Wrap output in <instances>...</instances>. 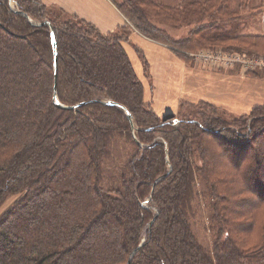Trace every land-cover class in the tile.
<instances>
[{"label": "trees", "instance_id": "obj_1", "mask_svg": "<svg viewBox=\"0 0 264 264\" xmlns=\"http://www.w3.org/2000/svg\"><path fill=\"white\" fill-rule=\"evenodd\" d=\"M14 1L48 24L0 0V209L12 201L0 213V264H126L143 237L129 264H264V104L234 117L209 101H181L192 113L159 116L123 34L40 0ZM112 1L133 28L166 43L152 19L191 23L190 11L211 0ZM213 24L192 31L207 41L199 48L239 38ZM249 37L246 51L264 53V36ZM52 38L57 99L74 109L53 101ZM179 40L185 49L195 39ZM196 200L211 211L209 248L193 228Z\"/></svg>", "mask_w": 264, "mask_h": 264}, {"label": "rangeland", "instance_id": "obj_2", "mask_svg": "<svg viewBox=\"0 0 264 264\" xmlns=\"http://www.w3.org/2000/svg\"><path fill=\"white\" fill-rule=\"evenodd\" d=\"M110 1L113 4H115L112 0ZM114 1L118 2L120 0H114ZM161 1L163 3L175 5L179 3L181 0H161ZM197 1L200 3L203 2V0H197ZM218 1L219 0L209 1L208 6L205 7V10L200 11L199 8L196 7L194 13L190 11V14H188L187 17L192 19L193 22L191 23H187V21L183 22L184 20H186V18L183 19V21L182 20L177 21L176 22L177 24L175 26L172 25V23H175L173 21L166 22L164 20L160 21V20L152 19V22L156 27L165 31V33L170 36L171 40L165 43L166 45H168L169 48L174 49L175 51L176 49L182 51V53L184 54L182 56L187 60V62L191 60L192 63L199 65L202 68H205V71L208 74L209 79L208 81L203 82V84H201L199 88L206 89L207 87L209 89H214V91L216 92L214 93V95H207L201 91V93L199 94L197 93L196 95H193L195 96L194 97L195 100L199 99L214 103L215 105L224 109L227 114L236 117L240 114H248L251 111V108L255 105L264 104L262 103L264 102V75L258 71H252V70L241 71L239 68L236 67L230 68L229 70H233L238 74L230 73V71L228 72L226 68L215 67L198 60L196 55L194 54L197 52V50L194 49H197L199 48V46L202 45L207 46L208 44L205 38L204 39L199 38L201 32L198 31L197 33H193L192 31L198 27H200V29L205 27L209 21L211 23H214L212 25L213 27H218V29H220L222 32L224 31L229 32L231 36L239 35L238 36L239 38L237 39H229V40L225 39L223 42H220L219 46L215 49L223 50L221 49V46H227V45L238 46L239 48H241L239 50L245 52H247L246 49H254V47L248 43L250 41L249 36L252 35L264 36V0H228V4H227L228 9L225 11L222 10L220 11L218 10V8H216V6L218 5ZM261 3H263V5L259 8V5ZM11 5L15 7L14 0L11 1ZM109 10H110L109 6L108 5L105 6L104 11L107 12ZM112 13H116L114 9H112ZM69 15L72 16L69 13L68 15L66 14L67 17H70ZM124 20H125V25L121 26L124 28L119 27L117 30L116 29L115 30L120 34H123V37L125 38L129 34L128 37L129 43L133 46L135 45L134 48L133 46H128L126 43H124V46L127 49L128 54L130 56L129 57L130 60L134 62V63L132 62L133 67L135 72L137 73L138 67L136 61L138 60L136 58L137 54L134 51V49H136L137 46L142 49H162V48L158 45H155L152 42L140 38V36H138L137 34L132 33L131 30L132 29L134 30L135 28H133V25L125 16H124ZM214 29L215 28H213L211 31H214ZM186 35H189L193 39H195L194 41L190 42L193 46H191V48H185V49H181L180 47L178 48V46L176 48L175 45L176 42L180 41L179 38L181 39ZM156 41L164 43L163 40L161 41L156 40ZM197 41H199L198 45H197ZM184 45H187V42H185ZM259 45L264 46V39L259 40L258 47ZM207 48L212 49L211 47H201L199 49H207ZM259 48H264V47H259ZM143 64H144L145 72L147 73L146 61H144ZM223 70H224L223 72L224 75L219 73V71H223ZM179 87L178 84L177 85H175V83L170 84L167 95L164 98L165 103H162L160 105L159 107L160 109L156 108L154 111L157 113V115L161 114L159 116H163L165 114L171 113L176 116H182L192 113L193 111L192 105L181 106L179 104V100L181 98L185 99L184 94H186L187 96L193 90H189L188 88L184 87L182 92L184 94L182 95V97H180L179 100H177L175 96L179 92ZM199 100L195 102H198ZM183 101L187 102L188 104L192 102L188 100L187 101L183 100ZM177 105H178L177 109H174ZM173 122H175L176 124L177 119H174ZM245 132H246L245 130H241L239 133L243 137ZM224 134L226 136V134L228 133L224 132ZM259 182L260 183L264 182V179H262V181ZM11 202L12 201L10 199L7 202H5L0 209V213L5 208H7ZM195 211L197 212V214L195 215L196 218L193 221L194 231L199 241H201L202 244H204L206 247L209 248L211 247L213 242V234L210 227L211 223L213 222L209 220L211 216L210 214L211 211L209 205L207 204V201L199 200L197 202L196 200ZM260 211L264 212V207L261 208ZM241 242L244 245H248V243L249 244L253 243L254 239L251 237L248 238L246 237L245 243H244V238L243 240H241Z\"/></svg>", "mask_w": 264, "mask_h": 264}, {"label": "crops", "instance_id": "obj_3", "mask_svg": "<svg viewBox=\"0 0 264 264\" xmlns=\"http://www.w3.org/2000/svg\"><path fill=\"white\" fill-rule=\"evenodd\" d=\"M40 1L47 5H56L58 7H61L65 12L90 22L103 33L115 31V29L117 30L122 25H125L123 14L119 11L117 6L113 4L110 0ZM106 4L110 8V10L107 12L104 11L105 6H107ZM112 9H114L116 13H112ZM131 32L137 34L138 36H140V38L152 42L162 48L142 49L137 46L136 49H134L137 54L136 58L138 60L136 61L138 70L137 73H135L137 76H140H138V78L140 79L143 85V99L150 103L154 111L156 108L160 109V105L162 103H165L164 98L167 95L171 83H175V85L178 84V87L180 84L179 92L175 96L177 100H179L180 97H182V95L184 94L182 93L184 87L188 88L189 90H193L187 96L186 94H184L185 99L181 98L179 100V104L183 100H188L192 102L199 100H195V96L193 95H196L197 93L199 94L201 93V91L207 95H214V93L216 92L214 91V89H209L207 87L206 89L199 88V86L203 84V82H206L209 79L205 68H202L199 65L192 63L191 60L187 62V60L181 54H178L174 49L169 48L168 45H166L165 43L152 40L151 38L144 36L135 29H132ZM128 37L129 34L126 39L122 41V45L126 50L127 54L128 51L125 48L124 43H126L128 46H133L129 43ZM133 47L135 48V45ZM130 61L131 63L133 62L132 60ZM144 61H146L147 63V73L144 69ZM227 70L228 72L230 71V73L238 74L233 70ZM223 72L224 70L219 71L220 74L224 75ZM178 105L174 109H177Z\"/></svg>", "mask_w": 264, "mask_h": 264}, {"label": "built area", "instance_id": "obj_4", "mask_svg": "<svg viewBox=\"0 0 264 264\" xmlns=\"http://www.w3.org/2000/svg\"><path fill=\"white\" fill-rule=\"evenodd\" d=\"M198 60L215 67L239 68L241 71H258L264 75V53L199 49L194 53Z\"/></svg>", "mask_w": 264, "mask_h": 264}, {"label": "water", "instance_id": "obj_5", "mask_svg": "<svg viewBox=\"0 0 264 264\" xmlns=\"http://www.w3.org/2000/svg\"><path fill=\"white\" fill-rule=\"evenodd\" d=\"M8 1H9L10 6L13 8V6L11 5V1H12V0H8ZM13 9H14V8H13ZM14 10H15L16 12H18V13H20V14L26 16L23 12H21V11H19V10H17V9H14ZM26 17H27V16H26ZM27 19H28V21L31 22L32 24H46V23L48 24L47 21H42V22L38 23V22H34V21H32L29 17H27ZM51 45H52V50H53V57H52V60H53V101H54L55 105L58 106V107L74 109V108L77 106V104H75V105H65V104H61V103L58 101V99H57V95H56V88H57V55H56V44H55V41H54L53 38H52V40H51ZM103 102H106L107 104H111V105H114V104H115V105H118V106H119V104H117V103L114 102V101H109V100H107V101H103ZM125 114H126L127 118L131 121L130 114H129V112H128L127 110H125ZM144 204H145V203H144ZM154 218H155V217H153V218L148 222V226L151 225V223L153 222ZM144 240H145V237H143V238L141 239V241L138 243V245L133 249V251L130 253V256H129V258H128L126 264H129V263H130V259H131V257H132L133 254H134V253L140 248V246L143 244Z\"/></svg>", "mask_w": 264, "mask_h": 264}]
</instances>
